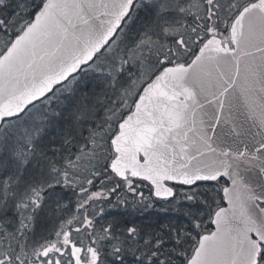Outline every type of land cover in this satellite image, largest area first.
I'll use <instances>...</instances> for the list:
<instances>
[{"label":"water","instance_id":"water-1","mask_svg":"<svg viewBox=\"0 0 264 264\" xmlns=\"http://www.w3.org/2000/svg\"><path fill=\"white\" fill-rule=\"evenodd\" d=\"M136 0H43L0 54V126L19 116L115 36ZM108 169L138 179L156 200L224 177L184 264H258L264 246V0L244 6L227 34L208 36L187 61L140 90L109 140ZM259 203L263 205L260 206ZM252 235L255 239H252Z\"/></svg>","mask_w":264,"mask_h":264},{"label":"rangeland","instance_id":"rangeland-1","mask_svg":"<svg viewBox=\"0 0 264 264\" xmlns=\"http://www.w3.org/2000/svg\"><path fill=\"white\" fill-rule=\"evenodd\" d=\"M38 1L0 0V21L7 17L18 29ZM191 1L138 0L104 53L25 113L33 120L28 146L0 155V264L47 263L52 256L44 252L65 250L67 240L93 249L95 264H183L221 200L216 186L180 189L163 204L144 199L140 187L137 198L103 201L102 161L114 124L143 83L173 56L183 59L209 22L224 26L245 0L221 4L212 18L185 11ZM5 41L0 30V45Z\"/></svg>","mask_w":264,"mask_h":264},{"label":"flooded vegetation","instance_id":"flooded-vegetation-1","mask_svg":"<svg viewBox=\"0 0 264 264\" xmlns=\"http://www.w3.org/2000/svg\"><path fill=\"white\" fill-rule=\"evenodd\" d=\"M229 1L230 0H192L191 2L194 3V5L186 7L185 11L190 12V15L193 14L199 17L212 18L216 17L218 12L223 11L220 8V5ZM197 3H200V6L197 5ZM92 253L93 249L91 248L86 249V252H84L79 246L71 243L68 253L63 251L59 254L68 258L65 260V264H94L96 262V258L94 256L91 257ZM53 264L61 263L55 261Z\"/></svg>","mask_w":264,"mask_h":264},{"label":"trees","instance_id":"trees-1","mask_svg":"<svg viewBox=\"0 0 264 264\" xmlns=\"http://www.w3.org/2000/svg\"><path fill=\"white\" fill-rule=\"evenodd\" d=\"M42 0H39L38 6ZM6 22V23H5ZM3 24V26H2ZM0 30L5 32V38L13 35L15 32L14 28H9L7 25V17H3V20L0 21ZM28 122L27 119L22 120H13L10 123L6 124L3 129L0 131V155H5L4 149L8 148L12 150L9 152L10 154H14L16 151H21L28 146L27 141V130L26 128ZM16 140V141H15ZM16 146L17 149L16 150Z\"/></svg>","mask_w":264,"mask_h":264}]
</instances>
